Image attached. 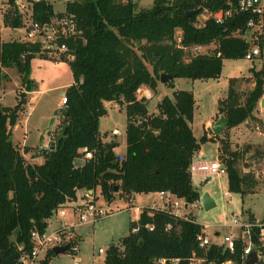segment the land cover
<instances>
[{
    "label": "trees",
    "instance_id": "16d2710c",
    "mask_svg": "<svg viewBox=\"0 0 264 264\" xmlns=\"http://www.w3.org/2000/svg\"><path fill=\"white\" fill-rule=\"evenodd\" d=\"M33 6L38 20L55 13L48 0H34ZM226 6L224 0H154L137 9L135 0H68L66 9L77 15L84 35L64 39L74 54L69 60L74 80L65 88L67 110L55 150L45 148L41 163L24 156L33 150L31 146H20L11 139L12 127L33 89L28 74L40 46L36 41L0 37V84L6 76L3 67L15 65L22 76L17 103L5 106L0 102V264H19L23 251L33 248L32 231L43 232L54 210L76 198L78 189L99 188L108 201L117 193L130 197L161 191L187 203L200 199L201 193L192 184L193 157L209 140L221 146L222 136H208L206 131L200 140L195 136L192 90L174 89L172 96L165 95L158 103L156 114L149 113L148 100L139 98L137 90L145 84L157 91L164 72L218 77L226 58L244 57L251 42L240 33L246 31L249 12L228 16L223 22L209 16L202 25L195 24L202 12ZM191 9L196 12L187 15ZM4 22L15 27L22 18L17 9H10ZM178 27L183 30L184 45L216 41L215 50L221 54H192L177 46L174 33ZM256 42L264 46V22ZM251 72L254 85L244 100L236 76L229 80L227 95L219 99L216 120L220 115L229 118L228 129L255 118L264 95V65H253ZM167 83L174 86L172 79ZM111 101L126 103L123 158L115 152L118 144L104 141L99 128L100 118L107 113L105 102ZM87 151H93L92 158L85 157ZM241 156L238 150L229 151L221 162L227 169L229 190L245 196L258 181L251 171L239 168ZM204 230L192 215H179L169 205L144 207L139 219L131 221L129 234L108 247L105 264H159L161 258L167 259L166 264H222L227 260L245 264L241 241L233 251L220 241L201 247L198 236ZM55 255L48 249L40 264H50ZM194 258L205 260L194 263Z\"/></svg>",
    "mask_w": 264,
    "mask_h": 264
},
{
    "label": "rangeland",
    "instance_id": "374dc122",
    "mask_svg": "<svg viewBox=\"0 0 264 264\" xmlns=\"http://www.w3.org/2000/svg\"><path fill=\"white\" fill-rule=\"evenodd\" d=\"M26 1V0H24ZM54 8L59 11L66 7L68 0H50ZM125 1V0H124ZM154 0H135L136 8L150 6ZM11 3V2H10ZM9 0H0V37L2 40L20 39L24 34L15 31L14 27L4 22V14L8 10L19 8L16 4L10 5ZM19 13V12H18ZM203 13L207 14V11ZM22 17V14H20ZM203 20L202 14L199 21ZM190 52V51H189ZM190 54L185 55L186 60ZM149 67L151 65L148 63ZM261 68L264 65V46L259 55L249 59L244 57L226 58L221 74L218 77L191 78L187 76H175L172 78L174 86H170L167 81L159 80L157 91L148 85L141 86V91L137 90V96L145 89L151 91L152 97L148 100L150 114H156L157 105L165 95L172 96L173 90L186 88L193 91L196 104L193 119V130L198 140L207 130L206 122L215 119L218 113V102L220 98L227 95L229 80L231 77H240L236 83L240 91L241 100H244L248 91L254 85L251 67ZM6 76L1 79L0 102L5 106H14L17 103V93L21 90L22 76L15 65L3 68ZM28 76L33 81V89L29 91L28 102L20 112L18 126L15 127L11 139L15 144H27L30 146H40V138L44 136V143L55 142L62 132L64 124L63 115L55 116V110L63 107V91L66 86L74 80L70 63L67 59L49 56L44 52H38L32 58ZM170 80V79H169ZM107 113L100 118L99 128L104 141L116 142L117 151L120 158L126 153V103L116 101L105 102ZM33 106L31 112L28 108ZM221 116V115H220ZM219 116V117H220ZM259 119L251 120L247 124H240L228 129L227 127L220 134L223 138L221 146L219 141L209 140L201 144V154L193 157V164L220 160L229 151L238 150L242 155L238 160V166L243 172L251 171L258 184L252 193L242 196L238 192H231L228 185V176L225 173L204 176L200 172H192V184L203 194L208 192L216 202V206L206 210L201 203L195 205L196 201L188 204L186 208L175 209L176 211L187 213L193 216L196 222L204 225L205 232L212 241L220 240L224 234L235 232L232 226L234 216H239L241 221H247L249 217L255 215L256 218H264V114ZM217 121V120H215ZM14 127V126H13ZM12 127V130H13ZM50 127L45 131L46 128ZM117 130L118 133L113 132ZM262 130V133H258ZM210 136L214 135L211 126L206 131ZM226 144V146H224ZM50 145V144H49ZM49 147V146H48ZM47 147V148H48ZM39 149V147H38ZM219 149V150H218ZM210 177V178H209ZM83 189H78L76 199L80 201ZM97 203L106 208L107 214L104 216L101 225L79 227L82 238L79 241V250L76 253L67 251L56 254L50 264H105V255L108 247L126 236L130 232L132 210L128 208V200L120 193L115 195V199L108 201L100 189L96 190ZM122 196L123 198H119ZM179 201L185 203L184 198L171 196V202ZM158 192H150L138 195L134 203L136 205H153L161 203ZM51 226L57 224V218L53 217ZM219 232V234H217ZM78 239V238H77ZM105 249L104 253H99V248ZM44 256V254H42ZM37 264H40L37 263Z\"/></svg>",
    "mask_w": 264,
    "mask_h": 264
},
{
    "label": "built area",
    "instance_id": "2783aa9c",
    "mask_svg": "<svg viewBox=\"0 0 264 264\" xmlns=\"http://www.w3.org/2000/svg\"><path fill=\"white\" fill-rule=\"evenodd\" d=\"M19 8V13L22 14V22L20 25L15 26V31H20L24 34L22 40L36 41L40 46L39 52H44L49 56L64 58L68 61L74 57V54L69 50L67 42L64 40L69 36L84 35V27L79 23L77 15L73 12L67 11L66 7L62 10L50 14L44 20L35 19L33 16L34 0H13ZM50 1V0H48ZM227 4L225 8L219 10H206L208 13H201L203 20L199 21V16L196 25H202L205 19L209 16L214 17L218 22H223L228 16H232L240 12H249L250 17L247 22V28L244 33H240L248 41L251 42L250 47L245 53V57L252 59L261 53V47L256 39L259 38L263 28V13H264V0H224ZM51 2V1H50ZM67 5V3H66ZM239 34V32H237ZM174 41L177 46L190 51L192 54L196 53H209L216 52L217 55L221 54V50H215L218 47L216 41L210 43H192L183 44V30L178 27L174 33ZM141 86L138 91H141ZM139 98H151L152 94L148 90L142 91ZM67 97L63 95L62 105L65 106ZM33 106L28 108L31 112ZM114 133H118L115 131ZM49 146V144H48ZM86 158L93 157V151H87ZM191 172H200L204 176L214 175L216 173L227 174L226 167L220 160L207 162H198L191 164ZM97 190V189H96ZM96 190L83 189L81 200L76 198L67 200L63 205L56 208L53 215L47 219L48 226L43 231H32L31 238L33 248L31 251H23L19 264H37L44 258L46 251L58 245H68V251L76 253L79 250V240L77 239L76 230L78 227L90 225H100L107 210L101 204L97 203ZM160 196L166 198L170 195L168 192L161 191ZM193 203V202H192ZM200 203V199L196 201L195 205ZM188 204L185 200L184 204L179 201H174L169 204L171 210L179 215H186L184 210L182 212L175 209L186 208ZM57 218V224L51 226V219ZM232 226L236 228L235 232L224 234L220 240V244L229 248L231 251L235 249L236 242L239 240L243 245L242 262L246 264V259L253 252L257 254L259 260L264 262V218L259 219L252 216L247 221H241L239 216H234ZM199 245L206 247L212 243L210 236L205 232L199 234ZM104 248H99V253H104ZM44 254V256H42ZM204 258H194V263H201ZM177 262L178 259L172 260ZM167 259L161 258L159 264H166ZM214 264V263H210ZM222 264H235L232 260H227Z\"/></svg>",
    "mask_w": 264,
    "mask_h": 264
},
{
    "label": "water",
    "instance_id": "95a60500",
    "mask_svg": "<svg viewBox=\"0 0 264 264\" xmlns=\"http://www.w3.org/2000/svg\"><path fill=\"white\" fill-rule=\"evenodd\" d=\"M11 1H13V0H9V3ZM195 12H196V9H191L187 12V15H191ZM175 76L176 75L174 73L164 72L161 74L160 81L165 82V81H168L169 79H172ZM63 95H65V91H63ZM1 98H2V96H1V90H0V100H1ZM261 107L264 108V97L261 99ZM66 110H67L66 106H63V107L56 109L55 113H54V117L52 118L51 124L54 123L55 116L64 115ZM228 125H229V118H227L224 115H221L217 121H215L211 124V129H212L214 135H220ZM49 128L50 127L46 128L45 131ZM47 147L48 146H46L44 143V136L42 135L40 138V146L36 152V156H39V157L43 156V150ZM55 147H56V143L52 142V143H50L48 148L50 150H55ZM200 203L203 205V207L206 210L212 209L216 206L215 199L208 192L201 194ZM68 248H69L68 245H58V246L53 247L52 250L54 251L55 254H59V253L67 252ZM246 264H264V262L259 260L257 257V254L255 252H253L251 255H249L247 257Z\"/></svg>",
    "mask_w": 264,
    "mask_h": 264
},
{
    "label": "crops",
    "instance_id": "0c3cea01",
    "mask_svg": "<svg viewBox=\"0 0 264 264\" xmlns=\"http://www.w3.org/2000/svg\"><path fill=\"white\" fill-rule=\"evenodd\" d=\"M2 29V28H1ZM261 51H262V48H261ZM3 68H5V67H3ZM247 77L248 76H251V75H249V74H247L246 75ZM71 83V82H70ZM144 86H145V84H144ZM146 90H148L149 91V93L151 94V91L149 90V89H146ZM65 91V90H64ZM2 95V94H1ZM263 97H264V95H263ZM262 97V98H263ZM261 98V99H262ZM264 114V108L263 107H261V100L259 101V105H258V109L255 111V118H253V119H248V120H246L244 123H242V124H247V123H249L251 120L253 121V120H255L256 118L257 119H259V122L261 121L262 122V118H261V116ZM216 118H217V115H216V117H215V119L213 118V119H211V120H208L207 122H206V128H207V130H205V131H208L209 130V127L211 126V124L213 123V122H215V120H216ZM263 123V122H262ZM16 126H18V123L13 127V130H12V133L14 132V129H15V127ZM115 131H117V130H115ZM114 131V132H115ZM113 132V133H114ZM258 133H262V130L261 131H259ZM114 134H116V133H114ZM207 134H208V136H210V134L207 132ZM48 144H50V142H47V143H45V145L46 146H48ZM25 145H27V144H22V145H20V146H25ZM27 146H30V145H27ZM32 148H33V150L31 151V152H29V153H24V156L28 159V160H30V161H32V162H38V163H41V162H43V160H44V158H43V156H36V152H37V150H38V147L39 146H31ZM118 147V146H117ZM117 147H115V150L117 151ZM218 147H220V144H219V146ZM219 150V149H218ZM201 152H202V150H200L199 152H197L196 153V155H199V154H201ZM210 178V177H209ZM141 194H145V193H135V194H133V195H131L130 197H124V198H126L127 200H128V202H129V204H128V208L129 209H131L132 210V217H131V221H134V220H138L139 219V217H140V214H141V211H142V209L144 208V207H153V208H163V207H165V206H167V205H169V204H171L172 202H171V196H168V197H166V198H162L161 196H160V198H161V203H159V204H157V203H154L153 205H136L135 203H134V200H135V198L138 196V195H141ZM159 194H160V192H159ZM117 198V197H116ZM119 198L121 199V198H123L122 196H119ZM252 216H255V215H252ZM101 225V224H100ZM90 226V225H89ZM82 227V226H81ZM79 228V227H78ZM78 228H77V230H76V233H77V238H78V240L80 241V239L82 238V232L80 231V230H78ZM217 234H219V232H217ZM221 238L222 237H220V240H221ZM220 240H217V241H220ZM119 241V240H118ZM117 241V242H118ZM117 242H115V243H117ZM80 248V247H79ZM100 248H103V247H100Z\"/></svg>",
    "mask_w": 264,
    "mask_h": 264
}]
</instances>
